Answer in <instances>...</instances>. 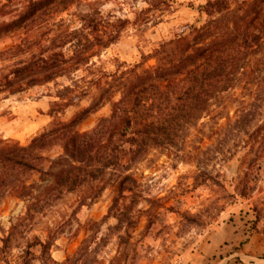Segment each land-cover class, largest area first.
Wrapping results in <instances>:
<instances>
[{"label": "clouds", "instance_id": "9594fccd", "mask_svg": "<svg viewBox=\"0 0 264 264\" xmlns=\"http://www.w3.org/2000/svg\"><path fill=\"white\" fill-rule=\"evenodd\" d=\"M0 264H264V0H0Z\"/></svg>", "mask_w": 264, "mask_h": 264}]
</instances>
